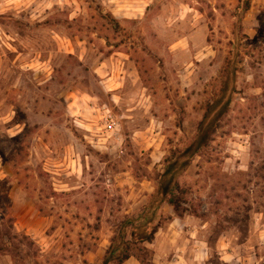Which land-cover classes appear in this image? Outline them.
Segmentation results:
<instances>
[{
	"label": "rangeland",
	"instance_id": "rangeland-1",
	"mask_svg": "<svg viewBox=\"0 0 264 264\" xmlns=\"http://www.w3.org/2000/svg\"><path fill=\"white\" fill-rule=\"evenodd\" d=\"M127 1L0 0V264L100 254L193 139L228 63L231 110L181 179L201 218L176 226L183 249L161 250L264 264V0Z\"/></svg>",
	"mask_w": 264,
	"mask_h": 264
},
{
	"label": "trees",
	"instance_id": "trees-1",
	"mask_svg": "<svg viewBox=\"0 0 264 264\" xmlns=\"http://www.w3.org/2000/svg\"><path fill=\"white\" fill-rule=\"evenodd\" d=\"M248 0L247 10L251 8ZM228 63L223 75L224 81L220 93L208 102L203 120L199 123L197 133L184 147L172 151L164 161V170L156 179L155 192L149 198L140 217H127L119 231L112 239L102 264H124L131 258L146 264L145 257L149 250L146 245L152 244L162 229L164 208L169 207L177 218L186 216L201 218L195 208L188 207L191 191L182 184V177L193 166L215 140L222 127L225 116L231 110L233 97L237 90L238 73Z\"/></svg>",
	"mask_w": 264,
	"mask_h": 264
},
{
	"label": "crops",
	"instance_id": "crops-1",
	"mask_svg": "<svg viewBox=\"0 0 264 264\" xmlns=\"http://www.w3.org/2000/svg\"><path fill=\"white\" fill-rule=\"evenodd\" d=\"M136 1L140 2V5H139L140 9H143L144 4L146 6H148V1L147 0H133V1H127V2H131L132 3V2H136ZM128 5H130V4L128 3ZM144 10H146V8H144ZM153 191H154V187L151 185V183H149L148 186H146V193L148 195H151L153 193ZM145 197L146 196L144 195V198ZM168 208L169 207H165L164 209L168 210ZM169 210L171 211L172 209L170 208ZM174 216L175 215H173V219L174 220L171 223V226L167 230V232L164 233L163 235H161V231H162V229H161L159 231V233L157 234L156 239L154 240L153 244H148L149 246H151L150 248H153L154 250H155V248H157L159 250V251H155V254L157 252L156 257L158 258V262L159 263L161 262L160 264H180L176 260L175 261L170 260V261H172V262H170L169 260L165 259L164 256H167V255H166L165 252H162V250H161V249H163V247H161L162 246L161 243L166 244L168 241H166L165 239L168 238V237L174 238L175 239V243H177V240L181 237V231H182L183 228H180V229L178 228V230H177L176 226H180L181 224H184V223L188 224V219L191 217V216H189V218L185 220L184 219L185 217L183 219H180V218H177V217H174ZM187 217L188 216H186V218ZM261 233H262V235H264V228H263ZM182 234H183V232H182ZM160 236H163V237L160 238ZM111 238L113 239V237H110L109 240H106L104 242V244H102V246H101L102 247V251L100 252V254H96V256H95V254L94 255H92V254L90 255L89 258H91V259H89V262H86V264H102L103 259H104L105 255H106V252H107L108 248L111 246V242H112ZM175 243H172V244H175ZM195 243L198 244L199 252L201 253V251L202 252L204 251V254H205V251L207 250L206 242L199 241V242H195ZM175 247L178 248L179 250L183 249V248H181L182 246H181L180 241L177 243V245ZM160 251L162 252V254L160 253ZM177 257L181 258L180 256H177ZM163 259H165V260H163ZM124 264H141V263L137 259L131 258L130 260H128Z\"/></svg>",
	"mask_w": 264,
	"mask_h": 264
}]
</instances>
